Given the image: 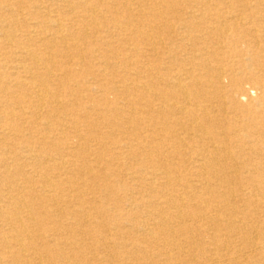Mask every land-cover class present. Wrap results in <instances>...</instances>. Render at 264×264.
Wrapping results in <instances>:
<instances>
[{"label":"bare ground","instance_id":"obj_1","mask_svg":"<svg viewBox=\"0 0 264 264\" xmlns=\"http://www.w3.org/2000/svg\"><path fill=\"white\" fill-rule=\"evenodd\" d=\"M0 264H264V0H0Z\"/></svg>","mask_w":264,"mask_h":264}]
</instances>
